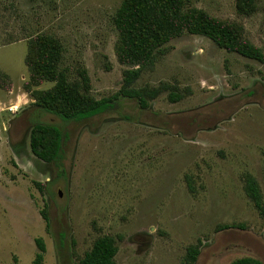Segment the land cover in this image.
<instances>
[{
	"label": "rangeland",
	"instance_id": "374dc122",
	"mask_svg": "<svg viewBox=\"0 0 264 264\" xmlns=\"http://www.w3.org/2000/svg\"><path fill=\"white\" fill-rule=\"evenodd\" d=\"M185 1L242 26L264 54V0L250 15L236 0ZM121 2L0 0V264H32L35 239L42 264L76 263L102 236L116 239L114 264H183L197 243L194 264L264 263V214L243 190L253 177L264 206V64L183 34L132 85L172 87L147 109L120 96L114 112L82 122L40 115L66 134L63 176L31 154L33 95L53 82L29 85L27 37L58 39L68 81L84 88L85 75L88 95L113 96L130 69L115 56ZM48 181L43 194L33 185Z\"/></svg>",
	"mask_w": 264,
	"mask_h": 264
},
{
	"label": "trees",
	"instance_id": "16d2710c",
	"mask_svg": "<svg viewBox=\"0 0 264 264\" xmlns=\"http://www.w3.org/2000/svg\"><path fill=\"white\" fill-rule=\"evenodd\" d=\"M236 8L239 14L250 15L254 11V0H236ZM112 22L118 36L116 59L130 69L123 72L120 91L101 99H94L87 94L88 79L85 75L84 88L68 81L65 72L60 68L62 47L58 39L40 33L27 37L24 63L29 71V85L53 82L50 89L35 92L33 95V113H29L27 117L30 125L28 145L31 154L39 161L52 165L58 177L64 175L63 148L66 134L60 126L40 121V115L50 114L64 123L82 122L114 112L120 96L134 100L142 110L147 109L149 101L172 87L160 84L155 88L134 89L132 85L142 71L150 70L166 54V45L173 39L183 34L205 37L219 49L264 64L262 50L245 38L242 26L216 19L201 9L189 6L185 0H122ZM168 99L171 103H176L181 97L171 91ZM50 182H33V185L43 194ZM243 190L253 207L263 215L261 193L253 177H244ZM41 216L48 228L47 213L42 211ZM232 227L233 225L224 226ZM35 244L38 251L32 264H42L44 244L41 239H35ZM116 253V239L102 236L93 242L91 248L76 263L70 264H114ZM198 254L199 243L187 247L183 264H194ZM230 264L264 263L251 257H243Z\"/></svg>",
	"mask_w": 264,
	"mask_h": 264
},
{
	"label": "water",
	"instance_id": "95a60500",
	"mask_svg": "<svg viewBox=\"0 0 264 264\" xmlns=\"http://www.w3.org/2000/svg\"><path fill=\"white\" fill-rule=\"evenodd\" d=\"M59 195H60V193H59Z\"/></svg>",
	"mask_w": 264,
	"mask_h": 264
}]
</instances>
